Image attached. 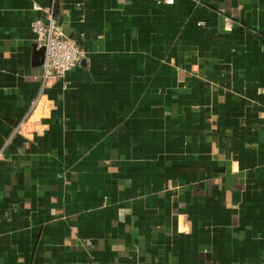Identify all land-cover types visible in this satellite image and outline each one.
<instances>
[{
	"label": "crops",
	"instance_id": "0c3cea01",
	"mask_svg": "<svg viewBox=\"0 0 264 264\" xmlns=\"http://www.w3.org/2000/svg\"><path fill=\"white\" fill-rule=\"evenodd\" d=\"M0 150V264H264V0H0Z\"/></svg>",
	"mask_w": 264,
	"mask_h": 264
},
{
	"label": "built area",
	"instance_id": "2783aa9c",
	"mask_svg": "<svg viewBox=\"0 0 264 264\" xmlns=\"http://www.w3.org/2000/svg\"><path fill=\"white\" fill-rule=\"evenodd\" d=\"M167 1L174 2V0ZM34 8L40 9V6L35 5ZM226 24L227 26L232 24L228 17ZM31 28L36 36L37 47L44 48V61L41 67L42 90L50 80L64 79L67 72L78 65L85 56V50L74 38L63 32L52 11L46 18H35L31 23ZM26 118L18 126V131L26 129L24 125ZM3 156V150H0V159Z\"/></svg>",
	"mask_w": 264,
	"mask_h": 264
},
{
	"label": "water",
	"instance_id": "95a60500",
	"mask_svg": "<svg viewBox=\"0 0 264 264\" xmlns=\"http://www.w3.org/2000/svg\"><path fill=\"white\" fill-rule=\"evenodd\" d=\"M63 29V32L67 35V36H69V37H72L69 33H68V31L66 30V29H64V28H62ZM36 45V49H37V52H36V54H35V57H36V64L37 65H42V63H43V61H44V48L43 47H41V48H39V47H37V44H35Z\"/></svg>",
	"mask_w": 264,
	"mask_h": 264
}]
</instances>
